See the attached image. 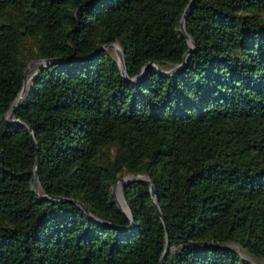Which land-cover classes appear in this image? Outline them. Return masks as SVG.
<instances>
[{"label":"trees","instance_id":"obj_1","mask_svg":"<svg viewBox=\"0 0 264 264\" xmlns=\"http://www.w3.org/2000/svg\"><path fill=\"white\" fill-rule=\"evenodd\" d=\"M165 228L162 264L264 258V0H0V264H158Z\"/></svg>","mask_w":264,"mask_h":264},{"label":"water","instance_id":"obj_2","mask_svg":"<svg viewBox=\"0 0 264 264\" xmlns=\"http://www.w3.org/2000/svg\"><path fill=\"white\" fill-rule=\"evenodd\" d=\"M193 0H191L192 2ZM190 5L191 3L188 4V6L186 7L182 17H181V20H180V26H179V31H180V34L182 37H184L189 45V48L187 49V51L183 54V61L177 65H175L173 68H171L168 72H175L177 70H179L180 68L183 67L185 61L188 59L189 57V54L191 51L194 50V47H195V43L193 41V39L188 35V33L186 32L185 30V20H186V15L189 11V8H190ZM107 49H110V50H113L114 51V54L117 58V61L120 65V69H121V74L126 78L127 77V71H126V67H125V64H124V58H123V52L119 46L118 43H109V44H105L103 46H101L99 48V50H107ZM50 60L49 59H38V60H33L31 62H29V64L27 65L25 71H24V79H23V86H22V89L21 91L19 92V95L18 97L15 99V101L13 102V105H12V108L11 110L9 111L8 115H7V120L8 122H16V123H20V124H23L24 126L27 127L28 131L30 132L31 136L33 137V132H32V128L31 126L29 125V123L27 121H21L20 119L18 118H14V113H15V110L17 109V107L19 106L22 98H23V95L25 93V90H26V87H27V80H26V77H27V73H28V70L30 68L31 65L35 64V63H39V64H44V65H47L49 64ZM151 65H154L156 66L158 69V65L157 63H152V62H148L147 64H145L141 70V74H143L147 68ZM41 69V68H40ZM133 81L136 80L135 79H132ZM34 145L36 146V143L34 142ZM38 175H39V157H38V154H37V149H36V155H35V162H34V165H33V169H32V178H31V190L32 192L35 193V195L37 196V198L39 199H47V196L43 193H39L36 191V185L39 184V180H38ZM133 177L129 178V179H125L123 176H118L112 186V193L114 195V192H115V187L117 185L118 182H120L121 184H126L128 182H131V181H138V182H141V183H144L145 185H147L149 187V191H150V194H151V198H152V205L153 207L155 208L156 212L158 213L159 217L163 220V216L158 208V205H157V202H156V198H155V189H154V186L152 184V182L149 180L148 177H145V176H142V175H131ZM52 199H57V198H52ZM115 199V202L117 204V207L118 209H120L126 216L129 217L131 223H132V218H131V214L130 212H128V214L121 208L120 204H119V201L117 200L116 197H114ZM71 202H74L76 204H79L77 201L75 200H70ZM80 205V204H79ZM81 208L85 210V208L80 205ZM129 211V210H128ZM87 212V211H86ZM165 233H166V244H165V248H164V252L158 262V264H162L166 258V255H167V252H168V249H169V240H168V236H167V229L165 228ZM238 248V247H237Z\"/></svg>","mask_w":264,"mask_h":264},{"label":"rangeland","instance_id":"obj_3","mask_svg":"<svg viewBox=\"0 0 264 264\" xmlns=\"http://www.w3.org/2000/svg\"><path fill=\"white\" fill-rule=\"evenodd\" d=\"M113 51V50H112ZM114 52V51H113ZM40 64L39 63H35V64H33V65H31L30 66V68H29V70H28V73H27V75H28V77H31L32 76V74L34 73V71L37 69V67L39 66ZM123 177L125 178V179H129V178H131L129 175H127V174H124L123 175ZM121 183H120V185H119V189H117L116 187H115V192H114V197H116L117 198V200H118V198L121 196L122 198H123V196H122V191H121ZM117 189V190H116ZM120 192H119V191ZM121 194V195H120ZM124 200V199H123ZM125 202V201H124ZM241 254H242V256L245 258V259H247L248 260V262L250 263V264H264V258H262V259H256V258H254V257H252V256H250V255H248V254H246V253H244V252H242L241 251V249H237Z\"/></svg>","mask_w":264,"mask_h":264},{"label":"bare ground","instance_id":"obj_4","mask_svg":"<svg viewBox=\"0 0 264 264\" xmlns=\"http://www.w3.org/2000/svg\"><path fill=\"white\" fill-rule=\"evenodd\" d=\"M26 80H27V82H29V80H30V77H28V75H27V77H26ZM130 177H132V176H130ZM119 185H120V182H118L117 183V185H116V188L117 189H119ZM116 189V190H117ZM120 190V189H119ZM118 190V191H119ZM36 191L37 192H41V190H40V187H39V184H37L36 185ZM120 192V191H119ZM121 195V194H120ZM118 201H119V204H120V206H121V208L128 214V208H127V206H126V204H125V202H124V200H123V198L120 196L119 198H118Z\"/></svg>","mask_w":264,"mask_h":264}]
</instances>
